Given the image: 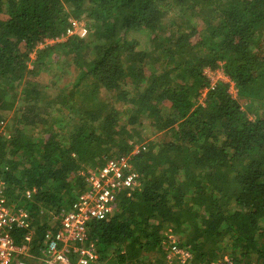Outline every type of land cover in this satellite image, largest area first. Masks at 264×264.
<instances>
[{
    "label": "trees",
    "instance_id": "obj_1",
    "mask_svg": "<svg viewBox=\"0 0 264 264\" xmlns=\"http://www.w3.org/2000/svg\"><path fill=\"white\" fill-rule=\"evenodd\" d=\"M117 154L138 188L90 223L97 264H160L172 233L190 264H264V0H0V174L35 255Z\"/></svg>",
    "mask_w": 264,
    "mask_h": 264
},
{
    "label": "built area",
    "instance_id": "obj_2",
    "mask_svg": "<svg viewBox=\"0 0 264 264\" xmlns=\"http://www.w3.org/2000/svg\"><path fill=\"white\" fill-rule=\"evenodd\" d=\"M74 26L78 27L76 23ZM74 31L75 29H70L68 34ZM65 36L60 39H46L40 47L60 43L64 41ZM215 72L217 71L211 69L204 72L210 80L212 89L218 81L229 82L222 78L217 80ZM209 89L208 87L205 93ZM133 154L137 155L139 151L135 150ZM130 160L131 156L120 155L105 167L88 172L86 176L88 189L77 198L69 211L52 217V221L57 223V228L44 232L43 247L37 250L39 255H35L32 249L35 236L34 219L25 207L9 203L6 196L7 186L0 174V264H97L98 252L88 243L89 225L93 221L108 218L122 192L137 191L138 176L132 173ZM26 196L30 199L31 193L27 192ZM15 233L22 234L23 242L20 244L16 242L13 235ZM179 245L180 241L176 234L168 235L165 258L160 264H190L194 257L193 253ZM220 264L234 263L223 261Z\"/></svg>",
    "mask_w": 264,
    "mask_h": 264
},
{
    "label": "rangeland",
    "instance_id": "obj_3",
    "mask_svg": "<svg viewBox=\"0 0 264 264\" xmlns=\"http://www.w3.org/2000/svg\"><path fill=\"white\" fill-rule=\"evenodd\" d=\"M169 15H171V14H169ZM169 15H168V18H167V24H170V23H172V22H176V23H178V22H180V18L179 17H177V16H175V15H173V17L171 18V17H169ZM172 21H171V20ZM74 22L73 23H76L77 25H78V27H76L75 28V31L72 33V34H67L64 38H63V40L64 41H62V42H60V43H63V42H66V41H68L69 40V38L70 37H72V36H74V35H79L80 36V38H82V39H85V38H87V33H85L87 30H86V28H85V23L84 22H82V21H78V20H73ZM83 24H84V26H83ZM168 31H169V29H168ZM140 42H141V44H142V49L143 50H147L148 48H149V45H148V43H147V40H146V37H144V36H142V37H140ZM56 44H58V43H56ZM56 44H53V45H45V47H43L42 49H44V48H47L48 46H54V45H56ZM41 48V47H40ZM37 52V51H36ZM36 52L33 54V60L35 59V54H36ZM30 68H31V70L33 69V65L31 64V66H30ZM75 73V71L73 70V71H71L70 73H68V74H66L65 75V77H63L62 79H64L65 81H68V80H72V79H74L75 77H76V75L74 74ZM222 74V72L219 70V72H215V78L217 79V80H220L221 78L222 79H224V81L226 80H229L228 79V77H226V76H223V75H221ZM38 79V81L39 82H41V83H43V84H47V82L49 81V80H51V76H49V75H47L46 73H42V74H40V76L37 78ZM232 89L230 88V91H231ZM233 92H234V95L236 94V91L233 89ZM144 135V138H150L151 139V137H150V135H149V132H144L143 133ZM153 139H156L155 137H153ZM137 148H138V146H137ZM118 156L120 155V154H117ZM117 155H115V158L116 157H118ZM223 262V261H222ZM225 262V261H224Z\"/></svg>",
    "mask_w": 264,
    "mask_h": 264
},
{
    "label": "clouds",
    "instance_id": "obj_4",
    "mask_svg": "<svg viewBox=\"0 0 264 264\" xmlns=\"http://www.w3.org/2000/svg\"><path fill=\"white\" fill-rule=\"evenodd\" d=\"M207 69H208V68H207ZM205 70H206V69H205ZM205 70H204V71H205ZM123 155H124V154H123Z\"/></svg>",
    "mask_w": 264,
    "mask_h": 264
}]
</instances>
